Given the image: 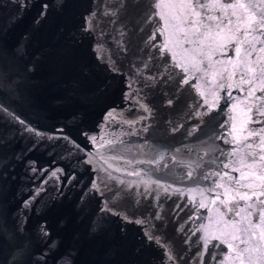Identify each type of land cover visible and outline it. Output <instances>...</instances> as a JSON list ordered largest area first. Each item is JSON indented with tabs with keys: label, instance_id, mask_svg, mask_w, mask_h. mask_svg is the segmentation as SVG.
Segmentation results:
<instances>
[{
	"label": "water",
	"instance_id": "water-1",
	"mask_svg": "<svg viewBox=\"0 0 264 264\" xmlns=\"http://www.w3.org/2000/svg\"><path fill=\"white\" fill-rule=\"evenodd\" d=\"M185 2L159 0L165 19L149 22L152 0H0V264H170L146 233L175 264H264L256 216L250 245L232 240L247 215L234 206L257 207L240 184L264 185V149L249 137L264 125L248 111H264V93L240 90L247 60L264 53L238 60L221 51L224 34L202 51L185 43ZM231 2L246 6L237 15L264 12V0ZM157 24L167 33L154 46ZM201 227L233 248L205 250Z\"/></svg>",
	"mask_w": 264,
	"mask_h": 264
},
{
	"label": "snow or ice",
	"instance_id": "snow-or-ice-1",
	"mask_svg": "<svg viewBox=\"0 0 264 264\" xmlns=\"http://www.w3.org/2000/svg\"><path fill=\"white\" fill-rule=\"evenodd\" d=\"M149 7L152 8L153 11L149 12L148 16L145 19H147L149 22H151L152 19H155L158 16L161 20L165 19V17L160 15L158 11L160 7L159 0H152V4H150ZM181 7L185 9V11L181 13L180 20V24L184 25L186 28V30L184 31V36L186 37L185 43H196L201 47L202 51L206 41L214 42L216 37L220 36L221 34H224L225 43L219 46L221 51H223L229 46H232L236 54V58L238 60L242 58V53L243 57H252L254 53H264V12L259 13V18H257L255 15H249L247 13L237 15L235 9H244L246 6L244 4H233L231 0H210L209 3H205V0H186V2L181 5ZM247 7L254 9L256 6L249 4L247 5ZM47 8L48 5L44 4L43 9L46 10ZM229 9H232L233 11L229 13ZM41 15H43V12L41 13ZM93 15L95 14L93 13ZM233 17H235V20H233ZM87 24L88 20H86V25ZM175 27H177L179 30L178 25ZM90 30V25L84 28V31ZM166 33L167 26L161 27L159 24H157L156 29L149 38V42L153 43L154 45V42L156 41L157 37L159 35H165ZM189 36L191 38H188ZM257 41L261 45V47L259 48H257ZM209 48L211 49V43H209ZM159 50L162 54L170 50L168 40H165L159 46ZM229 63H232L231 59L229 60ZM254 63L255 65H258V67L253 66ZM176 66L183 67L179 64H177ZM114 70L118 71V69ZM184 70L187 71V69ZM249 74L252 75L249 76ZM230 75L235 76L236 72L233 71ZM240 81L241 91H243V85H249L247 92V95L249 97H255V93L257 90L264 93V58H261L259 55H257V59L255 62H253L252 60H247V66L245 70L241 73ZM257 81H259L261 85L259 89L255 87V83ZM185 83H187V81H185ZM220 87L223 88L225 87V85L221 84ZM228 87L231 88L232 85H228ZM229 95H231V92H229ZM255 99L257 101H260L261 103H264V96L255 97ZM169 103H171V101H169ZM248 111L249 113H251V115H249V122L251 124L264 125V111H260L258 107H256L255 109L253 107H249ZM108 115L111 116L112 113H109ZM21 123L24 122L21 121ZM28 130L34 131L37 136L41 135L39 131H36L34 129L29 128ZM59 131L63 139H69L67 136L63 135L62 129ZM249 137H259L260 146L262 147V149H264V127H261L259 130H250ZM49 138L51 139L52 137ZM89 139L93 142L97 140L96 137H89ZM75 146L79 147L78 145ZM101 147H103V145H101ZM249 147H252V145L249 144ZM260 159L264 160V155H261ZM137 163H143V161H137ZM224 168H229V164H224ZM57 171L60 170L58 169ZM232 171H237V169L233 168ZM133 174L139 175V173H129V175ZM52 175L55 176L56 173H53ZM224 175L228 174L225 173ZM187 176L189 179L194 178L192 171H189L187 173ZM262 179H264V177H262ZM229 180L234 181L236 184H240L239 180H235V178L231 176H229ZM220 186L221 185H217V187ZM93 187H95V184L93 185ZM240 187L249 189L248 191L244 192H240L239 190H237V194L239 195L240 199L246 201H253V197H255V201L253 202L257 204V207L253 208L252 203L248 204L247 209L239 205L234 206L240 207V210L235 212L236 216H241L242 212H246L247 215L242 217L240 221L233 222L232 240H239L241 244L250 245V242L253 236L255 235V233L252 232V229L256 227V224L252 220L247 219L250 216H256L258 218V222L262 226L261 231L259 233V239L264 240V199H261L262 197H264V185H261L260 191L258 193L255 189H252L250 185L240 184ZM176 191L179 190L177 189ZM250 192L251 195L249 194ZM221 203H224V201L221 200ZM200 206L204 207L203 203H201ZM233 210L234 208L228 209L229 212H232ZM124 219L128 220V217L125 216ZM245 220H247V226H244ZM135 222L143 223V221L139 220ZM197 231L204 233L202 239L205 250H207L208 246L212 244V241L214 239H221V237L219 236L210 235L206 227H201L200 229H197ZM236 233H240L241 235H236ZM244 234L248 235V239L241 238ZM145 235L150 242H155L159 247L164 249L166 262H170V264H175V261L178 259V257L172 254V250L165 246L164 241H162L159 237H156L151 233H146ZM221 242L228 243L230 250L233 248V244L227 241V239H221ZM239 251L249 253V259H251V253L257 251V249L248 246L243 249H239Z\"/></svg>",
	"mask_w": 264,
	"mask_h": 264
}]
</instances>
